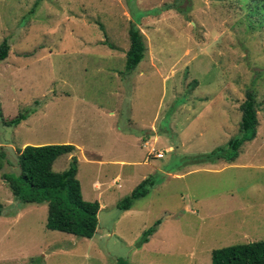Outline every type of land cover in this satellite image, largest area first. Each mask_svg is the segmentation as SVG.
<instances>
[{"label":"rangeland","instance_id":"1","mask_svg":"<svg viewBox=\"0 0 264 264\" xmlns=\"http://www.w3.org/2000/svg\"><path fill=\"white\" fill-rule=\"evenodd\" d=\"M133 21L145 53L129 71ZM3 39L0 264H210L213 249L264 240V0H0ZM247 90L256 137L232 161L201 160L238 134ZM26 144L75 146L52 169L76 157L82 196L99 203L92 237L47 229L46 203L13 196L3 174Z\"/></svg>","mask_w":264,"mask_h":264},{"label":"trees","instance_id":"2","mask_svg":"<svg viewBox=\"0 0 264 264\" xmlns=\"http://www.w3.org/2000/svg\"><path fill=\"white\" fill-rule=\"evenodd\" d=\"M170 8V7H168ZM144 13L135 16L138 21ZM132 22L128 28L129 48L125 53L126 69L131 71L144 57L145 44L140 30ZM9 51V42L3 39L0 43V61H3ZM240 121L238 134L231 137L224 147L200 156L203 161L213 158H222L226 161L234 160L242 145L256 137L258 119L255 94L247 90L245 99L240 104ZM26 116L19 113L15 118L5 124L19 123ZM75 150L72 144H26L16 150V163L19 168L14 176L3 174L8 179V185L14 197L23 203H46L47 216L45 227L72 234L74 236L90 238L98 225L97 213L99 203L97 200H85L81 193L77 174V159L72 156L66 169L55 172L52 169L54 160L63 154H69ZM5 151L0 146V169L5 160ZM153 181L143 179L130 194L124 196L117 207L122 210L130 208L134 199L147 194ZM2 204L0 203V215ZM160 220H156L151 226L145 228L137 245L149 241ZM117 264H128L123 258L116 259ZM210 264H264V240H256L244 243H236L211 251Z\"/></svg>","mask_w":264,"mask_h":264},{"label":"crops","instance_id":"3","mask_svg":"<svg viewBox=\"0 0 264 264\" xmlns=\"http://www.w3.org/2000/svg\"><path fill=\"white\" fill-rule=\"evenodd\" d=\"M110 113H112V112H110ZM121 131V130H120ZM121 133V132H120ZM120 133L118 134V140H119V142H121V143H124V140L126 139V138H124L123 136H122V138H121V135H120ZM131 136H133L132 134H130ZM125 136H127V135H125ZM146 139H148V138H146ZM148 143V140H144L143 139V145L145 146L146 144ZM172 150V146H169L168 147V150ZM174 150V149H173ZM162 158V157H161ZM123 161H121V163H122ZM66 169V168H65ZM94 185H96V186H98L99 184L98 183H93ZM157 231V230H156ZM159 231V230H158ZM154 234H156V232L154 233ZM151 237L152 236H150V238H149V241L148 242H150V239H151ZM148 242H146V243H148Z\"/></svg>","mask_w":264,"mask_h":264},{"label":"built area","instance_id":"4","mask_svg":"<svg viewBox=\"0 0 264 264\" xmlns=\"http://www.w3.org/2000/svg\"><path fill=\"white\" fill-rule=\"evenodd\" d=\"M170 150V149H169ZM154 152V157L155 158H161L163 157V153L162 152H155L154 150H152V153Z\"/></svg>","mask_w":264,"mask_h":264}]
</instances>
